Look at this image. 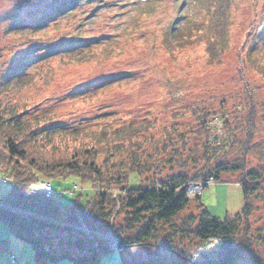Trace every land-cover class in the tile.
<instances>
[{"label":"rangeland","instance_id":"rangeland-1","mask_svg":"<svg viewBox=\"0 0 264 264\" xmlns=\"http://www.w3.org/2000/svg\"><path fill=\"white\" fill-rule=\"evenodd\" d=\"M78 1L0 0V45L4 47L0 81L12 66L18 68L24 62L27 64L23 77L32 78V74L39 73L37 78H32L33 84L20 93L7 89L8 98L22 107L30 106L31 115L52 116L48 120L52 124L101 126L108 123L117 127L150 119L153 124L149 133L162 139L173 129L171 147L180 150V162L170 163L162 173L150 175L152 178H165L172 171L169 167L177 169V165L183 164L182 168L193 173L208 166L210 159L214 162L224 157L222 150L211 153L209 159L204 155V144L209 138L206 131H198V126L204 125L205 112L211 116L207 117V124L221 130L218 139L225 131V137L232 141L226 159L241 155L249 139L247 126L254 108L248 166L264 165V74L248 68L240 60V46L249 42L248 34L264 29V0ZM74 2L77 4L72 7ZM193 21L203 23L201 31L196 32L198 24H192ZM219 21L225 24L226 39L217 44L222 51L212 60L207 49L211 39L208 30ZM41 22L44 24L40 25ZM20 23L29 24L30 32L17 33L10 29L11 25ZM185 26L192 34L183 32L195 38L192 43L172 48L165 42L172 27L181 30ZM75 41L77 48H74ZM62 44L74 49L61 54L55 52ZM66 52H72L69 56L86 54L83 61L66 62L68 54H63ZM248 86L254 92L253 99L248 95ZM209 148L212 151L218 146L209 145ZM168 154L170 151L162 152L163 157ZM130 176L131 187L146 182L142 174ZM0 178V193H3L11 186L12 178L2 173ZM50 180L55 194L64 202L75 200L70 189L77 182L84 187L82 204L95 192L92 183L81 182L76 176ZM236 180L237 172L222 173L218 180L203 188L198 198H191L189 208L181 215L196 212L199 203L222 218L240 212L247 196ZM249 202L253 210L248 223L242 224L247 232L242 231L238 236L243 247L237 262L264 264V190L251 195ZM0 238L7 240V246L0 245V264H34L33 244L16 236L2 219ZM102 239L110 245L116 237L105 234ZM120 240L115 246L118 248L104 251L101 264L173 256L159 246H126ZM193 243V239L185 240L187 251L199 248ZM12 253L18 261L11 259ZM74 253L86 255L80 250ZM215 257V252L207 253L202 257L207 262L202 264H212ZM47 264L77 262L65 257L49 260Z\"/></svg>","mask_w":264,"mask_h":264},{"label":"trees","instance_id":"trees-1","mask_svg":"<svg viewBox=\"0 0 264 264\" xmlns=\"http://www.w3.org/2000/svg\"><path fill=\"white\" fill-rule=\"evenodd\" d=\"M194 23L198 24L196 32L204 27L201 22ZM192 24L191 28L194 27ZM28 26L26 23L13 24L10 29L17 33L30 32ZM224 27L225 24L219 21L208 30L211 39L207 49L212 60L222 51L217 44L226 39ZM172 28L165 37V42L172 48L195 40L187 26L181 30ZM257 30L260 32L248 34L246 40L249 42L240 46V60L248 68L264 74V29ZM183 31H189L190 35ZM66 44L54 51L61 54L72 48ZM77 44L75 41L74 48ZM63 46L66 48L62 49ZM3 52L4 47L0 45V58ZM63 54H68L66 62H73L83 61L86 52L75 56H69L72 52ZM26 64L20 63L18 68L12 66L0 81V173L12 178L11 186L0 193V219L10 225L16 236L33 244L34 264H47L49 260L65 257L73 258L77 264H101V255L112 248L102 239L105 234L120 235L126 246H159L173 255L170 258H135L121 264H158L159 261L163 264H202L207 262L202 257L209 252L216 253L212 264H239L237 260L243 246L240 247L238 236L242 231L247 232L242 224L248 223L253 210L249 198L264 190V165L248 166L254 108L247 126L249 139L241 155L226 159L232 141L225 137V131H222L223 139H218L221 130L214 124H207V117L211 116L205 112L204 125L198 126V131H206L209 138V143L204 144V155L209 159L213 152L222 150L224 157L216 158L214 162L210 159L208 166L193 173L182 168L183 164L177 165V169L169 167L172 171L166 173L165 178H152L150 175L162 173L161 170L168 169L170 163L180 162V150L171 147L174 144L171 139L173 129L162 139L149 133L153 124L150 119L117 127L108 123L65 126L48 122L52 116L31 115L30 106L22 107L6 96L7 89L20 93L33 84V77H38L39 73L32 74V78L22 76ZM248 89V95L253 99L254 92L249 86ZM214 144L218 148L211 151L209 145ZM163 151H170V155L163 157ZM229 172L238 173L236 181L243 186L247 196L240 212L222 218L199 203L196 212L181 215L189 208L191 198L201 194L188 195L189 181L203 180L205 187L218 180L222 173ZM132 173L142 174L146 182L131 187ZM68 176L92 183L95 192L84 204L83 191L75 195L74 201L64 202L54 190L49 194L41 187L52 177ZM208 180L212 182L207 183ZM186 239H193V244L199 248L187 251ZM4 241L7 240L0 238V245ZM74 250L85 251L86 255H76Z\"/></svg>","mask_w":264,"mask_h":264},{"label":"built area","instance_id":"built-area-1","mask_svg":"<svg viewBox=\"0 0 264 264\" xmlns=\"http://www.w3.org/2000/svg\"><path fill=\"white\" fill-rule=\"evenodd\" d=\"M212 182L211 180H208L207 183ZM206 184V182H204L203 180H192L189 182L188 184V193L189 195H196L198 193H200L204 187V185ZM42 187L48 192L51 193L53 188L52 185L50 184V182H44L42 184ZM76 188H80V185L76 184ZM118 237H116L117 241ZM13 260L15 261V257L13 258Z\"/></svg>","mask_w":264,"mask_h":264},{"label":"snow or ice","instance_id":"snow-or-ice-1","mask_svg":"<svg viewBox=\"0 0 264 264\" xmlns=\"http://www.w3.org/2000/svg\"><path fill=\"white\" fill-rule=\"evenodd\" d=\"M158 264H163V261H159Z\"/></svg>","mask_w":264,"mask_h":264},{"label":"water","instance_id":"water-1","mask_svg":"<svg viewBox=\"0 0 264 264\" xmlns=\"http://www.w3.org/2000/svg\"><path fill=\"white\" fill-rule=\"evenodd\" d=\"M122 244V243H121ZM119 247V246H118Z\"/></svg>","mask_w":264,"mask_h":264}]
</instances>
